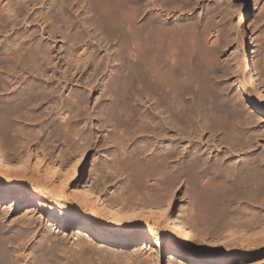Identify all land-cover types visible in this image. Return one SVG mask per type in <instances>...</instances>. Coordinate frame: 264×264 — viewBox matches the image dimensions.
I'll return each instance as SVG.
<instances>
[{"label": "bare ground", "instance_id": "bare-ground-1", "mask_svg": "<svg viewBox=\"0 0 264 264\" xmlns=\"http://www.w3.org/2000/svg\"><path fill=\"white\" fill-rule=\"evenodd\" d=\"M191 2L0 0V132L6 136L0 149V264H158L159 237L171 233L188 242L184 250L219 256L221 264H264V160H255L251 150L259 119L242 91L251 82L241 71L235 98L211 83L217 55L208 53L200 18L185 20ZM37 4H43L36 18L48 23L46 30L38 38L34 31L9 33L19 19L27 22V5ZM72 5L84 15L78 24L79 15L75 20L68 11ZM58 37L64 55L54 47ZM255 87L256 97L264 96ZM24 119H43L44 135L18 146L15 136L29 129ZM204 132L215 150L225 144L243 157L223 162L227 154L203 147ZM55 135L74 143L57 152ZM109 143L116 146L113 161L101 168L124 176L111 200L95 190L103 191L104 181L101 187L93 180L78 183L89 147ZM100 166L90 178L104 179ZM71 185L76 187L68 192ZM149 186L154 202L151 195L152 201L129 204L144 191L152 194ZM199 191L212 201L223 191L257 198L259 209L232 222L192 219L188 202L173 212L176 193L184 199ZM22 208L19 224L9 219ZM103 225L113 233L106 245ZM74 226L82 229L76 240L68 229ZM39 233L29 249L30 234ZM135 233L148 238L144 258L111 250Z\"/></svg>", "mask_w": 264, "mask_h": 264}, {"label": "rangeland", "instance_id": "rangeland-1", "mask_svg": "<svg viewBox=\"0 0 264 264\" xmlns=\"http://www.w3.org/2000/svg\"><path fill=\"white\" fill-rule=\"evenodd\" d=\"M48 1L49 0H46V4H48ZM191 1H192L190 4L191 6L189 5V8L187 7V9H191V10L189 11L190 13L188 12L186 14L187 18H185V20L190 21L191 19L197 20L200 18V21H202L201 24L203 23L202 27H203V29L205 28V30H203V31L207 32V34L209 36L208 38H206V36H205L206 33H204V36H205L204 38L206 39L205 42H207L208 45L206 43H204V41L202 40L203 47L206 48L205 51L206 50L208 51L207 47L210 49V51H208V53H210V55H213L212 52H215L216 54L215 53L214 54L217 55V57L214 58V60H215L214 63L216 65V66H214V70L217 71L216 72L217 76H215L214 74L211 75V77H213L211 79V83H215V84L217 83V85H220L219 87H221V85H222V88L223 87L225 88V92L227 93V95L229 97L230 96L234 97L235 95H236L235 97H238L239 96V94H238L239 84L243 83V82L242 83L238 82L239 73L241 71H244L247 73V76H249V78L246 80V82H248V83L251 82L250 83L251 86L248 87V84L245 83L244 87L245 86H247V87H245L244 90H242V91L244 92L246 99H248L251 103H254L257 106V109L253 110V112H254L255 116L256 115L258 116V119H259L258 122H256L257 124L254 123V129H255L254 138L255 139L254 138L252 139L253 140L252 145H255V146L254 147L252 146L253 149L251 147V150H252L253 157L255 160H257V161H259V159H260V161L262 159L264 160V158H263V156H264V96L256 97V94L253 93V87L256 86L255 88L258 89L264 95V67H263L264 66L263 65L264 64V50H263V48H264V43H263L264 42V0H191ZM193 1L196 2L195 3L196 5L193 3ZM27 6H28V8H30V9L27 8L25 10L28 12L30 11L29 14H27L25 16L27 22L23 23V21H21L19 19L20 23L19 22L15 23L14 29L10 30L9 33L13 34V33H15V31H21V32H24L25 34H29L30 32L34 31L35 36L38 38L40 33L44 31V29L47 27V24H48V23H43V20H41L40 18H36V13L39 11V9L41 7H43V4L42 5L37 4L33 8L29 5H27ZM193 6H194V8H193ZM74 7H76V6H73V5L70 6L68 11L71 12L73 18L75 17V20H76L77 16L79 15L78 16L79 19L76 20L77 24H78L79 20L80 19L82 20L84 18V15H83V13L80 14V12H82L81 9L77 10V8H74ZM33 10L35 12H33ZM200 12H201V14H200ZM209 12L212 14H210ZM30 14H32L31 17H29ZM207 25H208V27H206ZM206 29H207V31H206ZM208 32H210V33H208ZM11 34H8V35L10 36ZM59 38L60 37L56 38L57 42L55 43V45H54V43H52V44L54 45L55 49L60 50L61 48H63L62 50H60V52H61V55H64L65 51H66V50H64L65 46H63V42H61L60 41L61 39H59ZM213 41H214V43H213ZM204 44H206L207 47ZM60 46H61V48H60ZM212 48H214V49H212ZM215 48L217 49V51ZM218 73H220L221 75ZM214 77H215V79H214ZM216 77H219V78H216ZM216 79H218V80L216 81ZM212 81H215V82H212ZM68 91H66V93H68ZM0 93L3 94L4 90H1ZM234 93H236V94L234 95ZM96 94H98V93H95L93 95L91 94V98L89 100V105L93 106L94 100L96 98ZM247 108H248V106H247ZM259 109L261 111H259ZM249 111H250V109H249ZM24 120L27 121L26 123L24 121V124H25L26 128L29 127L28 130L30 133L27 130L26 132L28 134L25 133V131H24L25 136L22 134V138H21L22 132L17 134V137L15 136V138H18V139L20 138L19 140L17 139L19 142L17 140L15 141L16 143L18 142V144H17L18 146L21 145L22 143H34L38 140L37 137L41 138L44 135L43 133L40 134L41 131L39 129L40 124H41L39 120H41V122H42L43 119H39V120L29 119L30 121H28V119H24ZM2 121L3 120H1V118H0V126L3 124ZM32 125L35 126L36 128L32 127ZM30 128H32V129H30ZM259 131H260V133H259ZM258 134H259V136H257ZM36 135H38V136H36ZM5 137H4L3 133L1 135V132H0V140L1 139L3 140V142L1 140L2 145L0 144V149H2L3 146L5 147V145H6V142H4ZM59 137L60 136L55 135L51 141L52 142L51 144H52V146H54L56 148V151L58 149L57 152H64L66 150L65 148L69 147L70 144L73 145V143H74L72 141L70 143V138L69 139L67 138L68 140L66 139L67 141L65 143L64 142L65 138H61V137L59 138ZM200 138H201L200 139L201 143H202V141L205 142V143L203 142L204 144L202 143L204 148L207 147V145H208V147L211 145L210 147L213 148L211 153L216 154L220 150L223 152V154H227L223 158V162L228 157H231V159H233L234 162L236 160H240V158L243 157L242 156L243 152H241L238 148H233L234 150L230 149L231 151H229V150L227 151V149H225V147H226L225 144L218 146L219 150H215V147H214L215 142L211 138H209V133H207V132L206 133L204 132L202 137H200ZM216 142H218V141L216 140ZM109 144L110 145L103 144L104 146L103 145H102L103 147L99 146V148L96 147L95 145L93 147H89V149L86 153L85 159H84V164H83V169L81 171L80 179H78V183H79L80 187L86 185V183H88V180L95 181L96 185L99 182V180H102V182L104 181L105 183L101 184L102 186L104 185L106 187L105 188L103 186L104 192L103 191L100 192V190L95 189V190H97L99 195L103 198H110L111 193H113V192L115 193V191L116 192L119 191V189L121 188V187H119L120 183H122L123 179H124V176H116L115 173L112 174V171H107L108 170L107 168L105 169L106 171L103 170L105 168V167H103V166H105V162H106V164L108 162L110 164L112 163V161H113L112 156H113V153L115 151L114 149H116V146H113L111 143H109ZM65 145L66 146L68 145V146L65 147ZM61 148H63V149H61ZM209 148H207L206 151L209 152L210 151ZM1 159L2 158L0 155V161H1ZM64 161H66V160H64ZM262 163L264 165V162H262ZM101 164H102V166H100ZM98 165L100 166L99 169L101 167L103 168V169L101 168V170H99V172L103 171L102 173L104 176H101V177L102 178L104 177V179H100L99 175H98V177L96 176L97 180L90 178L91 169L94 166L98 167ZM98 174H101V172ZM99 184L100 183H98V185ZM204 184H205V182H203V185ZM75 187H76L75 185L74 186L71 185L70 186L71 189L69 188L68 192L72 189H75ZM99 187H101V186L99 185ZM149 191H150V186H149ZM152 191H153V189L150 192H152ZM191 193L193 195H191ZM191 193L188 194L189 198L186 197L184 199L182 198V195H183L182 193H179V194L176 193L175 194V196H177V197H175L172 208H171L173 210V212H175V213L178 212L181 205L185 202H188L190 218L192 217V219L197 218L198 220H200L204 216V217H207L208 219L212 217V220L217 219L219 221V220H221V218L225 217L224 219L227 220V222H232L233 220H235L239 217L240 218L246 217V215L249 213L248 211L250 209H252V211H257L259 209L257 206L258 204L256 202V201H258L257 198H251L250 199L248 196H243V194L238 195L237 197L236 196L232 197L228 192H227V194L224 191H223V193L219 192V196L217 198H214L215 200L218 201L217 202L218 204L216 203L218 206H216V204H215L216 201L214 199H213L214 201H212V200H210L211 198L206 197V196H208V194L204 195V192H202V194H203L202 195L201 191L196 192V193H194V192H191ZM224 193H225V195H224ZM142 194L143 195H140L141 197L136 196L137 199L142 200L141 202H140V200H136V198L134 197V198L129 199V201H128L129 204L133 200H134V202H132L131 205L132 204L136 205V203L137 204H139V203L144 204L147 202L145 199H148L149 201L153 200V202L155 201L153 192H152V194L148 192V195H144V194H146V192L144 191V193H142ZM151 195H153V196H151ZM180 195H181V197H180ZM221 195H223V196H221ZM144 196H145V198H143ZM150 196L152 197V200H151ZM221 197H224V198L221 199ZM227 197L229 200L227 199ZM229 197H232V198H229ZM219 198L221 199L220 202H219ZM110 200H111V198H110ZM225 200L227 202L229 201L230 204H228ZM138 201H139V203H138ZM189 201H190V203H189ZM209 201H211V204L212 203H214V204L211 205ZM252 203H254L255 205ZM221 205H224L223 208L225 210H223V208H221ZM226 206H227V209L229 208L227 211H226ZM256 206H257V208H256ZM219 207H220V209H216ZM253 209H256V210H253ZM219 210H221L222 212ZM24 211H25V208L18 210V212H16L14 214L15 217L13 218V216H14L13 215V216H11L12 218H9V219H11V220L13 219L18 223L19 221H17V220L18 219L22 220L21 217L23 218L22 214L24 213ZM246 211H247V213H246ZM244 214H245V216H244ZM13 223L17 224L15 222H13ZM13 223L10 224L11 227H12V225H14ZM110 223H113V221ZM151 225L154 226L155 224H151ZM10 226H8L7 228H11ZM213 228H214V226H213ZM68 229L70 232L76 233V235H74L75 240L78 237L77 232H78V234L82 233V229H79L76 226L69 227ZM103 229L105 232V236H104V239L102 241V243H103L102 245H106V243H111V239L106 238V235L110 237V236H113V233L111 232V230H109L108 226H106V225H103ZM80 235L82 236V234H80ZM134 236L135 237L131 238L132 240L129 239V241L126 243H119L115 246H111L110 247L111 250H115V251L119 250V252L122 255H124V254L125 255H133L135 253V254H137L136 255L137 258H139V259L144 258L143 257V256H145L144 252L146 251V249L148 247V238L145 236H142L138 233H135ZM31 237H32V240H30V242H28L29 249L34 244V241L40 239L41 234L40 233L35 234V235L30 234V238ZM159 242H160V249L161 250H160V257H159V263L158 264H221L219 262L220 261L219 256H215V258H210V257L202 254L203 252H201V251L198 253V252H193L191 250H184V246L187 245L188 242L186 240L180 238L175 233H171L168 236L167 235H165V236L161 235L159 237ZM141 249H143L142 250L143 252L141 251ZM28 252H29V250H28ZM146 252H148V250ZM142 254H144V255H142ZM93 257H95V255ZM95 258L94 259L92 258V259L98 262V259L97 258L95 259ZM29 259H30V256L28 258H26V260H29ZM121 264H125V263L121 262Z\"/></svg>", "mask_w": 264, "mask_h": 264}]
</instances>
